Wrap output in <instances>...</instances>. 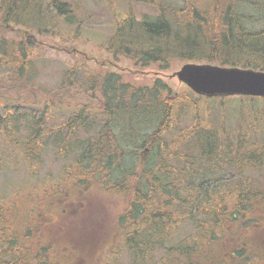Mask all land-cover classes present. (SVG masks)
I'll list each match as a JSON object with an SVG mask.
<instances>
[{
  "label": "trees",
  "instance_id": "trees-1",
  "mask_svg": "<svg viewBox=\"0 0 264 264\" xmlns=\"http://www.w3.org/2000/svg\"><path fill=\"white\" fill-rule=\"evenodd\" d=\"M197 1L163 5L153 18L120 20L105 47L141 66L178 60L264 72V0ZM41 6V0H0V22L42 32L47 25ZM51 7L66 24L74 23L64 2L52 1ZM32 65L25 43L0 38V68L30 79ZM99 77L86 74L81 83L87 91L100 87L104 118L89 120L80 110L68 121L67 132L44 130L33 107L13 113L5 105L0 130L16 129L14 120L29 118L19 150L26 162L38 161L46 141L55 143L60 157L76 149L78 156L55 186L0 201V264L78 263L68 246L61 248L57 237L46 232L57 221L51 204L63 185L64 202L72 201L76 191L95 187L121 195L118 244L131 264H264V192L249 178L226 185L216 176L227 168L243 174L261 166L264 141L254 145L250 137L258 127L263 130L264 111L258 115L262 108L255 107L264 98L238 97L247 106L238 109L241 124L231 138L222 128L203 127L201 110L171 94L160 80L136 88L111 73ZM183 104L193 112L192 123L168 140L175 111ZM252 109L257 111L250 117ZM205 111L209 116L206 106ZM89 129L92 138H80ZM185 222L194 232L180 236Z\"/></svg>",
  "mask_w": 264,
  "mask_h": 264
},
{
  "label": "rangeland",
  "instance_id": "rangeland-1",
  "mask_svg": "<svg viewBox=\"0 0 264 264\" xmlns=\"http://www.w3.org/2000/svg\"><path fill=\"white\" fill-rule=\"evenodd\" d=\"M52 1L55 0H41L43 22L47 25L42 32L13 23L0 22V38L9 42H23L31 49L34 72L33 76L27 79L25 75L16 77L8 68H0V105H3L0 106L1 116L5 105L9 106L8 110L13 113L25 112L28 110L27 107H33L35 115L38 114L42 119V128L47 132L69 131L68 121L80 110H84L83 117L88 114L89 120H102L104 117L102 118L99 107L105 97L100 92V87L95 85L94 89L87 91L82 86L81 79L86 74L100 79L99 76L111 73L116 79L119 77L121 82L136 88L150 87L156 80H160L171 94L201 110L198 118L201 119L199 122L203 127L214 131L222 128L231 138L237 134L241 124L238 109L246 108V100H240L235 96L226 97L224 100L213 98L205 101L206 98L195 95L186 85L173 77L184 64L207 63L171 60L160 66L153 63L141 66L134 64L124 55L108 51L105 47L120 20L129 16L134 20H140L144 16L153 18L158 15L159 7L163 5L179 7L183 5V0H57L64 2L71 10L75 19L72 24H66L55 14L51 7ZM202 1L207 0H198L196 3ZM162 66L164 67L161 68ZM188 105L183 104L175 111L176 122H171L172 133L166 135L168 140L178 131L190 127L193 112ZM205 106L209 108V116H206V111L203 113ZM257 108H262L257 113L259 115L264 111V101L255 107ZM256 111L252 109L251 115L248 113L247 115L253 117ZM28 120L29 118L25 121L14 120L16 129L0 130L2 202L9 200L14 194H24L33 188H38V191L49 189L58 184L65 169L69 171L76 163L78 149L69 152L65 157H60L57 155L55 143L50 141H46L37 162H26L19 150L27 134L25 126ZM262 127L263 130L260 129L258 132V127L255 133H251L253 135L250 139L254 145L264 141V121ZM79 134L80 138H92L93 130L89 129ZM68 142L73 143L72 140ZM141 151L137 153L139 156ZM145 159L146 156H142V160ZM260 165L259 169L248 170L243 174L227 168L217 172L216 176L223 178L224 181L221 183L226 185L232 180L249 178L264 192V157ZM95 188L98 191L90 190L87 193L76 191L74 199L65 203L60 198L65 186H60L61 193L51 204L57 211L58 217L55 215L57 221L46 232L51 231L54 237H57L59 243H62L59 245L61 248L68 246V252L71 256L76 254L79 264H131L127 252L118 244L120 235L116 221L123 211L124 200L120 194L104 191L100 187ZM64 208L66 213L63 211ZM196 218L199 221L202 219L200 216ZM261 231L264 232V228ZM189 232L193 233L194 230L190 223L185 222L180 228V236ZM223 260H229L228 256Z\"/></svg>",
  "mask_w": 264,
  "mask_h": 264
},
{
  "label": "water",
  "instance_id": "water-1",
  "mask_svg": "<svg viewBox=\"0 0 264 264\" xmlns=\"http://www.w3.org/2000/svg\"><path fill=\"white\" fill-rule=\"evenodd\" d=\"M173 77L205 98H264V72L210 64H184Z\"/></svg>",
  "mask_w": 264,
  "mask_h": 264
}]
</instances>
